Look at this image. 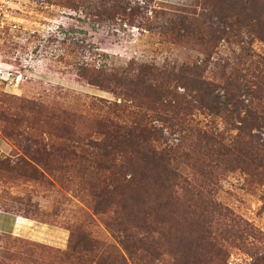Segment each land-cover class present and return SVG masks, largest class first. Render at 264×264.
I'll list each match as a JSON object with an SVG mask.
<instances>
[{
  "label": "rangeland",
  "instance_id": "1",
  "mask_svg": "<svg viewBox=\"0 0 264 264\" xmlns=\"http://www.w3.org/2000/svg\"><path fill=\"white\" fill-rule=\"evenodd\" d=\"M119 1L125 12L109 18L54 0H0V211L18 217L16 230L0 232V264H264V168L222 165L203 190L202 178H190L199 167L182 159L187 178L164 187L174 206L166 210L152 192L121 198L113 188L119 177L100 169L98 153L89 163L84 144L101 139L99 117L115 120L133 103L79 80L78 66L205 57L191 40L162 35L172 25L207 20L202 0ZM221 48L222 56L238 51L235 44ZM250 51L264 56V44ZM209 114L197 116L199 126L222 132L219 140L231 145L236 132ZM158 136L162 147L178 142L167 128ZM105 189L115 192L111 206ZM194 189L203 194L182 198ZM130 197L133 210H123ZM144 206L153 209L144 215ZM29 243L43 249L22 246Z\"/></svg>",
  "mask_w": 264,
  "mask_h": 264
},
{
  "label": "trees",
  "instance_id": "2",
  "mask_svg": "<svg viewBox=\"0 0 264 264\" xmlns=\"http://www.w3.org/2000/svg\"><path fill=\"white\" fill-rule=\"evenodd\" d=\"M54 1L69 9L85 10L91 17H120L125 12L119 0ZM202 9L207 20H187L172 25L162 35L185 43L191 40L188 42L203 48L204 59L178 64L132 59L125 67L117 68L87 62L76 68L79 80L133 103V108L122 106L115 120L99 117L96 123L101 139L84 144L90 164L95 163L94 156L98 153L100 169L119 177L113 188L121 189V198L133 193H154L158 196L155 201L163 203L157 205L158 209L173 208L166 200L172 192L167 194L164 187L177 179L186 180L187 176L180 172L182 159L191 169L199 167L197 177L194 173L190 178L195 182L202 178L198 183L201 181L203 190L204 180L222 165L264 168V138H259V142L251 137L253 131L264 135V56L250 51L254 42L264 44V0H202ZM243 31L248 34L246 39ZM226 44L237 46L238 51H233L232 57L221 55V47ZM146 111L155 116H146ZM207 114L219 116L227 130L236 132L231 145L219 140L222 132L215 135L199 126L197 116ZM155 122L161 127L153 125ZM160 128L176 133L177 144L162 147ZM192 141L195 147L188 145ZM183 145L189 146L186 152ZM105 191V204L111 206L115 192ZM188 191L183 192L182 198L189 193L203 194L200 189ZM132 199L126 200L125 203H130L123 210H133ZM152 209L144 206L138 211L146 215ZM29 244L22 246L43 249Z\"/></svg>",
  "mask_w": 264,
  "mask_h": 264
},
{
  "label": "crops",
  "instance_id": "3",
  "mask_svg": "<svg viewBox=\"0 0 264 264\" xmlns=\"http://www.w3.org/2000/svg\"><path fill=\"white\" fill-rule=\"evenodd\" d=\"M9 213L0 211V232L3 233H12V230H16L18 217L14 216L10 218ZM7 221V222H4Z\"/></svg>",
  "mask_w": 264,
  "mask_h": 264
}]
</instances>
